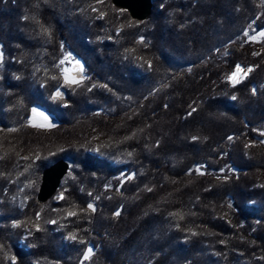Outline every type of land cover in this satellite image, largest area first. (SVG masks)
Listing matches in <instances>:
<instances>
[{
    "label": "trees",
    "instance_id": "16d2710c",
    "mask_svg": "<svg viewBox=\"0 0 264 264\" xmlns=\"http://www.w3.org/2000/svg\"><path fill=\"white\" fill-rule=\"evenodd\" d=\"M94 1L0 0V166L70 144L23 208L0 198V264H264V0H152L139 22ZM75 60L85 82L55 96ZM35 106L56 124L30 125ZM64 155L62 198L39 203Z\"/></svg>",
    "mask_w": 264,
    "mask_h": 264
},
{
    "label": "rangeland",
    "instance_id": "374dc122",
    "mask_svg": "<svg viewBox=\"0 0 264 264\" xmlns=\"http://www.w3.org/2000/svg\"><path fill=\"white\" fill-rule=\"evenodd\" d=\"M173 1L177 2L180 0H173ZM106 7H107V4L105 0H96L92 4L86 7L85 12L86 11L88 12L87 14L89 15V17L100 18L102 16L101 13L104 10L103 8H106ZM124 11L126 10L118 7L115 12L118 13V15H121L122 17L124 16L123 15ZM102 40L104 39L101 38V41ZM260 49L261 47H259L257 51H259ZM3 58L4 56H2L0 53V109L4 108L3 104H4V98L6 95L5 93L7 90L6 88L7 82L6 80H4V78L6 77V74L4 75L2 72L4 71V68H3L4 59ZM70 62L71 63L68 66H65L63 70L65 74L64 78L68 83L62 84V86L56 90L55 96L57 95L58 97H63L66 91L72 90L74 87L81 86L86 80V76H85L86 68L83 65V62L79 60L70 61ZM251 69H252L251 66L245 67V66L237 64L232 68L231 72L223 74L222 80L228 83L229 85L231 84V86L236 85L240 83L241 81L245 80V77L250 73ZM51 99L52 101L57 100L56 97H52ZM29 124L36 125L39 127L40 126L41 127H51L56 124V120L51 116V114L47 113L42 108L35 106L32 108L31 115L29 117ZM105 139L107 140V136H104V135L102 136L99 133L93 132L89 137L88 149L95 150L100 144L104 142ZM69 146L70 144H66V143L63 146L62 144H60L57 147H55L56 149L51 148L46 153L40 150L39 151L38 150L27 151V152L21 153L15 158V160L13 161V164L9 167V170L8 169L4 170L5 167L1 168L0 166V198L6 199L5 201H7V203L10 204L11 206H15L17 208H23L34 190V184L36 182L35 177L37 173L38 163L40 162V160H45L51 157V155H54V153L56 152H64V151L66 152V150L70 148ZM67 176H68V179H70L71 174H68ZM40 177H41V174H40ZM58 188L54 192V194L48 198V199L51 198L52 203H57L63 196V191ZM68 214L65 215L64 217L67 218V216L73 215L74 212H68ZM64 217H63V214L61 216L60 214H58L56 215L55 219H52L49 221L50 217L48 219L45 218L42 220L39 216H37L34 219L16 222L15 225L20 226L22 230H24V232L26 233V232H30L33 229L38 228L39 224L43 222H46L45 225L52 226L55 223H58V225H60L62 224V220ZM64 235H65L64 237L65 239H68L70 237L69 235H66V234Z\"/></svg>",
    "mask_w": 264,
    "mask_h": 264
},
{
    "label": "water",
    "instance_id": "95a60500",
    "mask_svg": "<svg viewBox=\"0 0 264 264\" xmlns=\"http://www.w3.org/2000/svg\"><path fill=\"white\" fill-rule=\"evenodd\" d=\"M112 4L126 10L129 15L139 21L150 17L152 0H111ZM74 163L71 155H64L43 168L40 183L36 193V200L39 203L46 201L57 190L61 179L68 172Z\"/></svg>",
    "mask_w": 264,
    "mask_h": 264
}]
</instances>
